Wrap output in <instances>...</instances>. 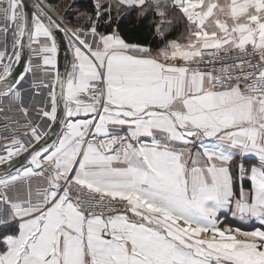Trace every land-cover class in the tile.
Masks as SVG:
<instances>
[{
  "label": "snow or ice",
  "instance_id": "6c2138e0",
  "mask_svg": "<svg viewBox=\"0 0 264 264\" xmlns=\"http://www.w3.org/2000/svg\"><path fill=\"white\" fill-rule=\"evenodd\" d=\"M2 7L0 264H264V0Z\"/></svg>",
  "mask_w": 264,
  "mask_h": 264
},
{
  "label": "trees",
  "instance_id": "16d2710c",
  "mask_svg": "<svg viewBox=\"0 0 264 264\" xmlns=\"http://www.w3.org/2000/svg\"><path fill=\"white\" fill-rule=\"evenodd\" d=\"M55 7L56 4L61 3L63 7L69 6L70 9L64 16L67 20L75 23L77 13H91L93 0H49ZM58 9V7H56ZM145 26L143 23L137 24L133 19L128 18L126 15L121 18V31L123 34L129 36L130 39L140 41H152V37L146 31H142ZM232 226H238L242 229L251 227L250 224H242L234 220H227Z\"/></svg>",
  "mask_w": 264,
  "mask_h": 264
},
{
  "label": "built area",
  "instance_id": "2783aa9c",
  "mask_svg": "<svg viewBox=\"0 0 264 264\" xmlns=\"http://www.w3.org/2000/svg\"><path fill=\"white\" fill-rule=\"evenodd\" d=\"M3 0H0V26L3 25L4 21L2 19L3 15ZM60 18H62L60 16ZM5 43V37L2 33H0V46H2ZM35 47V46H34ZM2 50V49H0ZM35 57L38 55V52L34 51L29 53V56ZM29 58V57H28ZM33 63L35 64L36 61L33 60ZM42 69L37 66L35 68L36 73H40ZM44 79H50L49 76H45ZM28 118L24 117V115L17 111L14 106H6V105H0V136L5 135H20L21 131L27 130L30 128V125L28 123H25V121ZM18 122V123H17ZM9 127L12 129L11 132H4L3 129L5 127ZM6 140H0V145L6 144Z\"/></svg>",
  "mask_w": 264,
  "mask_h": 264
},
{
  "label": "water",
  "instance_id": "95a60500",
  "mask_svg": "<svg viewBox=\"0 0 264 264\" xmlns=\"http://www.w3.org/2000/svg\"><path fill=\"white\" fill-rule=\"evenodd\" d=\"M25 4V11L29 14V16H32L37 11L35 5L38 2V0H23ZM56 36H57V42L60 45V54L58 56V67L60 72L63 74L65 71L68 70L69 67V61L71 59L70 56V50L67 48V37H65L63 32H60L59 30H56ZM29 57V51L27 48L24 50L23 55V63L26 65L27 59ZM19 70V69H18ZM59 131V129H57Z\"/></svg>",
  "mask_w": 264,
  "mask_h": 264
},
{
  "label": "rangeland",
  "instance_id": "374dc122",
  "mask_svg": "<svg viewBox=\"0 0 264 264\" xmlns=\"http://www.w3.org/2000/svg\"><path fill=\"white\" fill-rule=\"evenodd\" d=\"M47 2L59 13V15L61 17H65L64 14L67 13L68 10L70 9V7L69 6H66V5H65V7H63L61 3L56 4L57 5L56 7H58V9H57L53 4L50 3L49 0H47ZM75 19H76V22L75 23L67 20L66 26L67 27H74L78 23L79 24H83L85 26L87 25V18L85 16L79 15Z\"/></svg>",
  "mask_w": 264,
  "mask_h": 264
},
{
  "label": "bare ground",
  "instance_id": "6f19581e",
  "mask_svg": "<svg viewBox=\"0 0 264 264\" xmlns=\"http://www.w3.org/2000/svg\"><path fill=\"white\" fill-rule=\"evenodd\" d=\"M48 3V2H47ZM49 4V3H48ZM50 5V4H49ZM51 6V5H50ZM48 11L54 16V17H57V18H60V15L59 13L51 6L48 8Z\"/></svg>",
  "mask_w": 264,
  "mask_h": 264
},
{
  "label": "crops",
  "instance_id": "0c3cea01",
  "mask_svg": "<svg viewBox=\"0 0 264 264\" xmlns=\"http://www.w3.org/2000/svg\"><path fill=\"white\" fill-rule=\"evenodd\" d=\"M227 220H232V218L231 217H228ZM237 222H239V221H237ZM239 223H242V222H239ZM242 224H247V223H242Z\"/></svg>",
  "mask_w": 264,
  "mask_h": 264
}]
</instances>
